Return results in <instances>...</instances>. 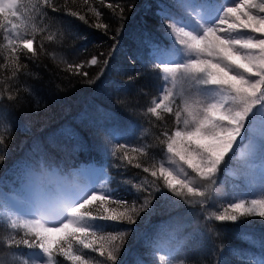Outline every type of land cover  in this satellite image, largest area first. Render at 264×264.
<instances>
[{
    "label": "trees",
    "instance_id": "1",
    "mask_svg": "<svg viewBox=\"0 0 264 264\" xmlns=\"http://www.w3.org/2000/svg\"><path fill=\"white\" fill-rule=\"evenodd\" d=\"M235 1L220 3L227 6ZM21 2L29 4V0ZM109 2L124 5L122 18L119 12L106 7ZM89 3L101 13L98 18L83 0H50L51 6L22 8L27 30L25 24L18 22L19 36L33 39L31 52L23 49L17 31L0 29V94L4 97L0 99V140L4 141L0 143V200L4 201L0 204V264H25L31 253L38 251L6 243L35 239L25 237L24 229L11 227L12 219L17 217L9 215L6 207H12L10 197L20 184L23 169L36 165L42 173L41 160L45 167L50 164L64 172L94 167L106 177V195L126 202L116 205L108 200L102 207L94 202L86 209L91 215L104 213L105 209V214L119 215L133 205L139 208L147 196L143 189L153 183L166 194L168 199L155 193L151 205L135 217L133 224L126 219L93 221L100 235L126 233L116 264H165L162 256L171 264H264V247L259 243L264 235V218L237 214L235 222L208 219L209 215L223 212L232 201L264 197L262 171L252 170L248 181H242L240 176L227 180L223 171L233 165L234 153L226 154L205 204L187 203L184 197L168 190L164 178L159 177V165L165 166L168 159L167 147L161 140L166 138V131L172 133L178 127L176 118L164 109H158L159 119L148 111L159 93L171 85L156 64H182L188 58L179 41L169 37L165 22L178 18L188 22L192 29L207 28L223 8L209 13L202 9L183 11L178 0ZM53 6L58 10L53 11ZM72 11L85 15L88 22L70 15ZM98 22L108 27L98 28ZM13 43L17 45L16 51L12 49ZM154 49L169 55L153 56ZM92 57L98 59L96 65L90 63ZM184 78L189 82L187 75L177 79ZM173 90L179 88L175 86ZM8 94L16 95L17 100L9 101ZM171 107L175 110V106ZM253 125L264 127L262 102L253 109L241 131H249ZM245 138L238 140L237 145ZM257 143L253 154L264 157V142ZM120 145L124 146L123 151H119ZM125 155L131 164L122 158ZM136 163L141 168H136ZM153 165L159 179L143 172L144 167ZM176 168L169 169L177 180H190L192 186L201 190L207 186L208 182L191 168L185 167L182 174L176 173ZM176 190H181L179 185ZM183 191L186 193V189ZM173 219L182 227L174 234L169 254L153 247L152 242L168 238L159 228ZM240 224L248 227L238 228ZM99 243L97 237V247ZM83 251L93 261L104 260L98 252ZM56 258L58 264H74L63 256Z\"/></svg>",
    "mask_w": 264,
    "mask_h": 264
},
{
    "label": "snow or ice",
    "instance_id": "2",
    "mask_svg": "<svg viewBox=\"0 0 264 264\" xmlns=\"http://www.w3.org/2000/svg\"><path fill=\"white\" fill-rule=\"evenodd\" d=\"M105 0H100L104 4ZM40 4L50 5V0H29V4H23L21 0H0V29L17 31L23 49L32 51L33 39L19 36V24H25L26 16L22 13V8L32 7L36 9ZM83 4L88 7L97 18L101 15L91 6L89 0H83ZM106 7L119 12L123 17L124 5L119 2H109ZM178 7L183 11L202 9L205 13L223 8L218 21L213 27H201L199 33L188 31L177 26L173 22L167 23V27L175 34L179 44L186 49L188 59L182 64L178 63H157V69L163 71L164 79L169 76L175 80L184 75L190 76L192 80L197 77L202 78L205 85L218 86L221 90L228 89L229 96L224 102L208 103L204 107H194L193 103L185 100L182 107L173 110L171 107L173 100L170 99L172 93L164 91L160 100L154 101V106L148 109L149 112L157 114L161 118L158 109L172 112L177 127L172 133L165 132V139L162 144L167 147V152L179 157L198 176L208 182L207 186L201 190L192 186L187 179L176 180L173 172L164 165H159V177L164 178L165 187L173 191L176 196L184 197L187 203L205 204L208 199V192L215 183V174L218 167L224 160L226 154L233 148L237 137L240 135L249 115L262 101H264V0H239L225 6L220 0H178ZM58 9L53 6V11ZM70 15L87 23L85 15L76 11ZM98 28L106 29L108 25L96 23ZM226 26V27H225ZM27 25L25 24V31ZM247 32L254 35H243ZM10 43H12L10 41ZM13 51L17 45L12 44ZM20 49V51H23ZM169 53L162 49H154L153 56H168ZM36 58V54L33 55ZM90 63L96 65L98 59L92 57ZM107 63V61H105ZM77 68L81 67L76 65ZM81 75H87L81 72ZM15 75V73H14ZM255 78V79H253ZM4 98L0 94V99ZM9 101H16L17 96L8 94ZM199 103V102H197ZM182 113L186 117H182ZM203 114V115H202ZM195 127L189 128V122ZM259 134L264 137V127L259 128ZM4 141L0 140V143ZM194 145V147H193ZM124 146L120 145L119 151H123ZM129 164L131 159L125 155L122 157ZM195 161V162H194ZM175 163V160H170ZM43 172H38L36 165L25 167L21 173L19 186L11 194L12 207H6L9 215H14L11 227L13 229H24L25 237L33 236L35 239L21 238L19 240L7 241L9 245L26 246L34 249L31 259L25 264H58L57 255L73 261L74 264H116L118 256L123 248L125 232L118 235L103 236L99 230L90 227L95 225L93 221H118L126 219L129 224L135 223V217L151 205L155 193H160L162 199H168L166 194L155 183L147 191L143 204L139 208L134 205L126 212L119 215L105 214L97 212L91 215L86 211L87 207L94 202H99L102 207L108 200L113 204L126 205L121 199H112L104 192L95 191L89 195V189L97 179V169L94 167H80L71 172H64L58 167L47 164L41 160L39 162ZM141 168L140 163L134 165ZM156 166L144 167V173H150L152 177L159 179ZM187 176V173H185ZM147 184L148 182L145 181ZM176 185L180 186V191L176 190ZM186 189V193L183 191ZM187 197H199L198 200L187 199ZM4 201L0 200V204ZM73 205L67 212L64 210L68 205ZM85 210V211H82ZM48 212H55L59 219V225L55 223H43L38 217ZM240 217H261L264 218V197L253 198L251 200L239 199L232 201L228 207L220 214H212L208 219L216 221L235 222ZM66 217V222L61 218ZM182 225L175 219L162 224L159 232L166 233L167 239L153 240V247L163 250L169 254L173 250L175 232L181 229ZM238 228H247V224L237 225ZM79 234V235H78ZM99 238V246H96V238ZM259 243L264 247V235L259 239ZM83 250L92 253H99L104 257L103 261H93L84 254ZM54 253H56L54 255ZM165 264H171L170 260L161 257Z\"/></svg>",
    "mask_w": 264,
    "mask_h": 264
},
{
    "label": "rangeland",
    "instance_id": "3",
    "mask_svg": "<svg viewBox=\"0 0 264 264\" xmlns=\"http://www.w3.org/2000/svg\"><path fill=\"white\" fill-rule=\"evenodd\" d=\"M235 2H239V0H236ZM219 17H220V15L216 16L215 20H213V22H211L209 27L215 26ZM169 22H173V23L177 24V26L184 28L188 31H192L194 33H199V31H200V29H197V30L192 29L191 25L182 19L176 18L175 20L165 22V25L167 26V23H169ZM167 31H168L169 37L172 40L178 41L175 34L172 33L171 29H169L167 27ZM242 34L243 35H254V34L247 33V32H244ZM186 59H188V58H186ZM187 78L189 79V82H186L185 78L182 81L179 79H176L174 82L171 79V76H169L168 82L171 83V85L169 84L168 88L165 87L163 89V91H161L159 93V95L155 101L160 100V97L163 96L164 91H166V90L170 91L172 93V96L170 97V99L174 101L172 103V105L175 106V109L182 107L185 100L192 102L194 107L200 108V107H204L208 103L224 102L225 97L229 96L230 90H228L226 88L221 90L218 86L205 85L202 82V78H200V77H197L195 80H192L190 78V76L187 75ZM253 79H255V78H253ZM175 86L177 88H179L178 91L173 90V87H175ZM160 102L162 104L167 103L166 101H162V100H160ZM197 102H199V103H197ZM262 104L264 106V101H262ZM153 106H154V101H153ZM161 109H163V108H161ZM182 117H186V114L182 113ZM247 121H248V118H247L246 122ZM179 127H183V125L181 124ZM188 127L191 129V128H194L195 125L190 121ZM243 137L244 138L246 137L243 140V143H240L237 145L236 142H238V140L240 141L241 139H243ZM260 140H262L264 142V137L260 136L259 128L257 126L253 125L249 131H246V130H245V132L241 131L240 135L237 137L235 144L233 145V148L227 153V154L234 153V159L231 160V162H233V165L227 166V168L223 171L227 180H230L234 177L240 176V179L242 181H248V178L252 175V170H254V172H255L256 169H257V171L261 170L262 173L264 174V157L258 158L253 154L255 148L258 147L257 141H260ZM193 147H194V145H193ZM166 157L168 158L167 160L165 159V161H166L165 167L166 168L169 169V168H172V166L175 168L176 167L181 168V169L176 168V171H177L176 173L179 172L180 174H182L181 173L182 169H186L185 167H188V165L185 162L179 160V157H176L173 154L168 153L167 149H166ZM170 160H175V163H171ZM172 172L174 175V171H172ZM105 178H106L105 175H102L100 172H98L97 179H96L95 183L89 189V192L86 193L85 195H89V194H91V192H95V191H100V192H104L105 194H107L109 192V190L104 185V179ZM174 178L177 180L176 177H174ZM20 217H22L23 219L24 218H37V217H25L23 215H20ZM61 220L66 222V217L61 218ZM59 222L60 221L56 222L57 226L59 225ZM49 226H51V223L49 224ZM89 226L94 228L93 225H89ZM155 264H162V263L156 262Z\"/></svg>",
    "mask_w": 264,
    "mask_h": 264
},
{
    "label": "clouds",
    "instance_id": "4",
    "mask_svg": "<svg viewBox=\"0 0 264 264\" xmlns=\"http://www.w3.org/2000/svg\"><path fill=\"white\" fill-rule=\"evenodd\" d=\"M71 207H73V205H68V207L64 210L65 212L68 211V209H70ZM39 220H41V222L43 223H55L57 222V220L59 219V217H57V215L55 214V212H48L44 215H40L37 217Z\"/></svg>",
    "mask_w": 264,
    "mask_h": 264
}]
</instances>
